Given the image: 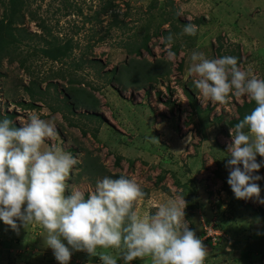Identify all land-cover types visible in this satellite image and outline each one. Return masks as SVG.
Returning <instances> with one entry per match:
<instances>
[{
  "label": "rangeland",
  "instance_id": "obj_1",
  "mask_svg": "<svg viewBox=\"0 0 264 264\" xmlns=\"http://www.w3.org/2000/svg\"><path fill=\"white\" fill-rule=\"evenodd\" d=\"M70 1L67 8L61 0H32L22 8L24 20L18 27L37 36H20L16 58L0 61V119L19 124L36 113L54 121L57 135L46 140L44 148L55 144L78 161L66 181V195L80 188L87 198L98 180L123 175L145 193L134 207L141 216L184 197L186 222L208 249L205 264H264V204L236 199L227 183L228 122L239 117V108L249 100L230 97L226 105L203 104L187 75L191 54L203 52L208 59L234 56L241 70L264 78V0H114L112 10L126 27L109 31L110 12L100 16L101 22L92 18L100 0ZM189 20L198 26L194 36L183 34ZM41 21L60 43L71 39L73 47L60 61L34 52L45 46L38 37L45 34ZM169 34L175 53L171 59L165 51ZM146 37L150 52H128ZM142 58L169 63L170 74L141 88L125 85L124 78L131 77L124 73L127 64ZM75 89L95 97V106L80 104ZM184 89L202 109L210 110V125L204 129L205 117L192 113ZM256 175L264 177V167ZM256 183L264 198V179ZM45 238L39 225L16 232L0 220V264H58ZM108 251L117 264H124L118 250ZM69 264L101 261L76 251ZM131 264L150 261L136 259Z\"/></svg>",
  "mask_w": 264,
  "mask_h": 264
},
{
  "label": "clouds",
  "instance_id": "obj_2",
  "mask_svg": "<svg viewBox=\"0 0 264 264\" xmlns=\"http://www.w3.org/2000/svg\"><path fill=\"white\" fill-rule=\"evenodd\" d=\"M197 31L190 20L183 28L186 35ZM166 44L171 59L175 56L171 34ZM190 59L187 75L203 104L226 105L230 97L255 102L250 113L229 129L227 183L236 199L264 204L256 183L264 179L256 175L264 167V159L257 160L264 158V78L241 70L234 56L208 59L203 52H193ZM56 135L54 121L36 113L19 124L0 119V220L5 225L16 232L41 226L46 232L43 242L58 264H69L76 251L98 256L101 264H117L108 251L113 249L124 264L136 259L150 264H205L208 249L186 222L182 196L141 216L134 207L145 193L139 183L123 175L98 180L87 198L80 188L66 195V181L78 161L55 144L44 148L45 141ZM152 140L159 142L154 136Z\"/></svg>",
  "mask_w": 264,
  "mask_h": 264
},
{
  "label": "trees",
  "instance_id": "obj_3",
  "mask_svg": "<svg viewBox=\"0 0 264 264\" xmlns=\"http://www.w3.org/2000/svg\"><path fill=\"white\" fill-rule=\"evenodd\" d=\"M32 0H0V7L2 8L0 13V61L3 58H6L9 61H13L16 58V51L18 50V43L21 42L20 36H23L25 38H28L29 40H32L34 37L37 36L36 33H31L27 31L23 26H19L18 24L23 23L24 17L23 13H21L22 8L25 4L29 3ZM62 6L67 8L68 6L72 5V2L70 0H61ZM114 0H100V5L98 10H96L92 18H95L98 22H101L102 19L100 16L102 14H107V12H110L111 19L106 24V29L109 31L113 26L123 29L126 26H121V24H125L122 18H119L118 13H116L114 10H112L115 7ZM114 12V13H113ZM113 13V14H111ZM33 16V14H32ZM30 18H34V16ZM42 31L45 33L42 36H38L39 40H43V44L45 46H42L38 48L37 50L34 49V52L39 53L43 55L45 58H48L52 61L61 60L64 55L67 54L68 50L72 49L73 45L70 44L71 39H67L65 43H60L59 39L53 35H51V30L48 25L44 23V21H41L39 24ZM49 35V39H47L46 36ZM104 36L99 37V40H102ZM148 37L142 39L138 46H136L134 49L129 50L130 53H135L138 55H141V49L146 50L147 52H150V49L147 45ZM24 63V62H23ZM21 63V65L23 64ZM117 70L116 68H114ZM112 69V70H114ZM170 64L167 62H164L162 60L156 59L155 61L151 62L148 61L145 58L142 59H132L129 64H127L124 73L131 74L130 79L124 78V84L125 85H133L136 84L138 88H141L142 85H145L148 82H152L156 80V78H160L162 76H166L170 74ZM126 74H123L124 76ZM56 76H62L55 74ZM63 77V76H62ZM126 79V81H125ZM76 81V79H70V82ZM36 84V83H35ZM24 88L31 92L30 95L33 94L29 86H24ZM39 89V84H38ZM39 92L41 94L42 90L39 89ZM76 95L75 98L80 102V104L85 106H95L97 103V99L95 97H92L91 95H88L87 93L81 91V89H75ZM186 98L187 103L190 106L191 110H193L192 113H197L200 115H203L205 118L203 119L202 128L204 129L205 126L210 125V122H208V114L210 110L207 108L202 109L201 106L196 102L193 94L187 90H183ZM91 96V99H90ZM75 105L74 103H72ZM255 102H244L241 108H239V117L235 119L229 120L228 124L231 127H234V125L239 122V120L243 119L244 115H246L248 112H244V109H249L252 105H254ZM204 113V114H203ZM207 122V123H206ZM200 132H203L200 128ZM115 163L118 164V161Z\"/></svg>",
  "mask_w": 264,
  "mask_h": 264
},
{
  "label": "built area",
  "instance_id": "obj_4",
  "mask_svg": "<svg viewBox=\"0 0 264 264\" xmlns=\"http://www.w3.org/2000/svg\"><path fill=\"white\" fill-rule=\"evenodd\" d=\"M209 228H211V227H209ZM214 232H215V235H217V234H218V231H217V230H215ZM215 235H214V236L212 235V238H211V235H210V237H209V238H211V239H213V240H216V237H215Z\"/></svg>",
  "mask_w": 264,
  "mask_h": 264
}]
</instances>
